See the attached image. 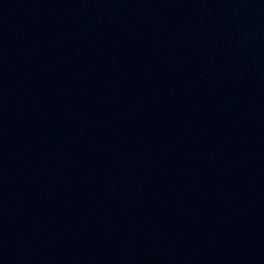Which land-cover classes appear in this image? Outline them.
I'll list each match as a JSON object with an SVG mask.
<instances>
[{"label": "water", "instance_id": "obj_1", "mask_svg": "<svg viewBox=\"0 0 264 264\" xmlns=\"http://www.w3.org/2000/svg\"><path fill=\"white\" fill-rule=\"evenodd\" d=\"M0 264H264V0H0Z\"/></svg>", "mask_w": 264, "mask_h": 264}]
</instances>
